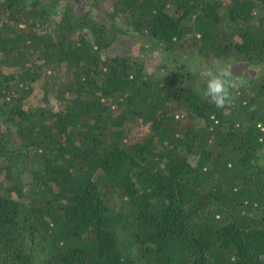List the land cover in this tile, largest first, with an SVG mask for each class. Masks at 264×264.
I'll list each match as a JSON object with an SVG mask.
<instances>
[{"label": "trees", "instance_id": "16d2710c", "mask_svg": "<svg viewBox=\"0 0 264 264\" xmlns=\"http://www.w3.org/2000/svg\"><path fill=\"white\" fill-rule=\"evenodd\" d=\"M84 1L0 0V264H264V0Z\"/></svg>", "mask_w": 264, "mask_h": 264}, {"label": "clouds", "instance_id": "9594fccd", "mask_svg": "<svg viewBox=\"0 0 264 264\" xmlns=\"http://www.w3.org/2000/svg\"><path fill=\"white\" fill-rule=\"evenodd\" d=\"M178 63H187L188 71L195 72L204 81L201 89L202 95L217 108H224L232 102L233 95L243 81L236 78L233 73V62L226 61L222 66L206 63L197 56L183 58Z\"/></svg>", "mask_w": 264, "mask_h": 264}, {"label": "rangeland", "instance_id": "374dc122", "mask_svg": "<svg viewBox=\"0 0 264 264\" xmlns=\"http://www.w3.org/2000/svg\"><path fill=\"white\" fill-rule=\"evenodd\" d=\"M82 2L85 3L84 0H82ZM126 40H127V39L122 40L123 43L119 44V46H118V52L121 53V52L124 51V50H123V47H124V45H126ZM149 59H150L151 61L147 63V66H148L149 70H151V71H155V70L159 67L158 65H160V60H161V58H160V56H159L158 54H154L153 57H151V58H149ZM215 66L220 67V66H222V65H220V64H216ZM237 72L241 73L240 71H237ZM239 79H242V78L239 77Z\"/></svg>", "mask_w": 264, "mask_h": 264}]
</instances>
